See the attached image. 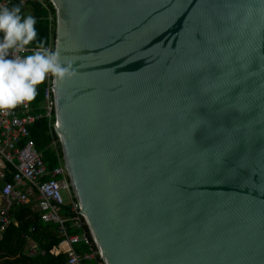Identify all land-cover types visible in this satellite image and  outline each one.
<instances>
[{"label":"water","instance_id":"obj_1","mask_svg":"<svg viewBox=\"0 0 264 264\" xmlns=\"http://www.w3.org/2000/svg\"><path fill=\"white\" fill-rule=\"evenodd\" d=\"M50 1L75 72L57 132L105 264H264V40L240 71V0Z\"/></svg>","mask_w":264,"mask_h":264},{"label":"built area","instance_id":"obj_2","mask_svg":"<svg viewBox=\"0 0 264 264\" xmlns=\"http://www.w3.org/2000/svg\"><path fill=\"white\" fill-rule=\"evenodd\" d=\"M32 2L46 5L45 0H0V5L9 8L12 5L22 7ZM47 46L56 50V37L53 38L52 35ZM31 49L29 48V51ZM44 84L46 86L43 103L45 112H36L29 103L0 111V181L2 182L0 240L11 221V208L26 204L30 202V198L36 196L34 198H36V206L41 218L58 224L57 234L60 239H63L59 246L50 251L52 255H66L65 264H105L88 228L87 219L80 213L81 205L73 190L64 156L61 158L58 154L59 165L50 171L35 142L30 138L29 126L46 116L51 122V130L56 137L52 143L53 147L57 149V144L61 145L56 127L55 83L50 78ZM8 170L11 173L10 180H7ZM63 190L69 194V203H66L62 196ZM66 206L70 208L67 211L64 209ZM70 229L79 233L71 234ZM79 245L88 248V251L79 253L77 249ZM36 249L37 246L30 243L28 255L36 254Z\"/></svg>","mask_w":264,"mask_h":264},{"label":"clouds","instance_id":"obj_3","mask_svg":"<svg viewBox=\"0 0 264 264\" xmlns=\"http://www.w3.org/2000/svg\"><path fill=\"white\" fill-rule=\"evenodd\" d=\"M231 19L237 64L245 71L251 54L264 40V0H240ZM35 25L36 19L22 14L19 6L0 5V111L30 103L37 86L50 78L61 84L75 75L70 60L45 41H37Z\"/></svg>","mask_w":264,"mask_h":264},{"label":"trees","instance_id":"obj_4","mask_svg":"<svg viewBox=\"0 0 264 264\" xmlns=\"http://www.w3.org/2000/svg\"><path fill=\"white\" fill-rule=\"evenodd\" d=\"M46 5L40 2H32L27 6L30 7V15L36 19L37 41L43 40L46 46L49 44L51 37H56V26L50 16L56 14L55 8L50 0L45 1ZM19 6V5H12ZM19 6L22 14L26 15V7ZM55 24V22H54ZM33 45H29L32 48ZM45 84L37 86V95L29 104L36 112H45L43 108ZM51 122L48 117L44 116L29 126L30 138L35 142L36 148L41 152L47 168L52 171L59 165V156L62 158V147L58 143L57 149L52 143L56 138L51 130ZM11 179V173L7 171V180ZM67 211L69 206L64 207ZM10 215L18 222L17 226L10 223L0 240V264H65L67 257L64 254L59 256L52 255L50 251L55 246H59L63 239L57 234L58 226L53 222H45L41 219L40 211L32 208V205L25 204L14 206L10 210ZM71 234L77 232L72 231ZM25 236L33 239L39 247L46 253L44 255L26 256L23 254L26 239ZM83 250L79 249V253ZM91 264V263H86Z\"/></svg>","mask_w":264,"mask_h":264},{"label":"crops","instance_id":"obj_5","mask_svg":"<svg viewBox=\"0 0 264 264\" xmlns=\"http://www.w3.org/2000/svg\"><path fill=\"white\" fill-rule=\"evenodd\" d=\"M8 169H10V168H8ZM1 170V169H0ZM2 187V182L0 181V188ZM33 195V194H32ZM34 197H36V196H33L32 198H30V202H28V203H26V204H30V205H32V208L34 209V210H36V211H39L38 209H37V206H36V204H37V201H36V198H34ZM0 204H1V197H0ZM21 205H25V204H20V205H18V206H21ZM10 219H11V221H10V223H13L14 224V226H17V224H18V222L15 220V218H13L11 215H10ZM42 219V218H41ZM43 220V219H42ZM44 221V220H43ZM45 222H47V221H45ZM10 223H9V226H10ZM54 223V222H53ZM57 226H58V224H57ZM58 230V229H57ZM72 231H75V230H72ZM5 232V231H4ZM75 232H77L76 234H78L79 232L78 231H75ZM3 235V234H2ZM3 238V237H2ZM1 238V239H2ZM25 239H26V244H25V248H24V250H23V254L24 255H26V256H33V255H28V251H29V245H30V243H32V244H35L36 246H37V249H36V251H37V253L36 254H34V256H36L37 254H42V255H44L46 252L44 251V250H42L40 247H39V245H38V243L37 242H35L33 239H30L29 237H27V236H25ZM56 247V246H55ZM54 248V247H53ZM77 249H78V251H79V249H82L83 251L81 252V253H86L87 251H88V248H86V247H84L83 245H79L78 247H77ZM51 253V252H50Z\"/></svg>","mask_w":264,"mask_h":264},{"label":"rangeland","instance_id":"obj_6","mask_svg":"<svg viewBox=\"0 0 264 264\" xmlns=\"http://www.w3.org/2000/svg\"><path fill=\"white\" fill-rule=\"evenodd\" d=\"M26 11H27V14L26 15H30V7L29 6L26 7ZM50 17H51V19L53 21V25L56 26L57 25L56 24L57 23L56 14L55 15L52 14ZM54 22H55V24H54ZM62 196H63V198H64V200H65L66 203H69L70 202V197H69V194H68V192L66 190H63L62 191Z\"/></svg>","mask_w":264,"mask_h":264}]
</instances>
